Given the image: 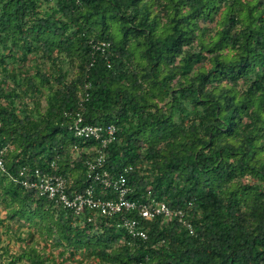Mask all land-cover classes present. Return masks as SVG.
Returning <instances> with one entry per match:
<instances>
[{"label": "trees", "instance_id": "1", "mask_svg": "<svg viewBox=\"0 0 264 264\" xmlns=\"http://www.w3.org/2000/svg\"><path fill=\"white\" fill-rule=\"evenodd\" d=\"M78 117L113 126L112 141L76 137ZM0 158L3 221L61 254L264 264V0H0ZM36 169L68 198L90 188L100 201L117 193L94 176H124L137 208L181 216L75 214L23 185ZM127 220L146 238L118 227ZM22 258L59 264L33 247Z\"/></svg>", "mask_w": 264, "mask_h": 264}, {"label": "built area", "instance_id": "2", "mask_svg": "<svg viewBox=\"0 0 264 264\" xmlns=\"http://www.w3.org/2000/svg\"><path fill=\"white\" fill-rule=\"evenodd\" d=\"M104 47V44H101ZM81 118L78 117L74 123L75 136L79 138H94L100 139L103 146L112 141L114 136V127L108 126L106 130L98 126H80L79 123ZM100 152V151H99ZM96 163V164H95ZM95 163L88 164L89 177L95 169L101 167L103 163L102 155H99ZM3 168V163L0 158V169ZM23 171L21 172V175ZM107 173L103 172L102 175L96 174L94 179L100 181L104 189H112L113 192L117 193V200L115 201H100L99 199L94 200L95 195L92 189L88 188L82 194H77L71 198H68L64 193V180L54 174L48 172H41L36 169L33 171L32 177L35 180L25 181L23 185L28 189H33L38 192L39 196L46 197L50 200H54L56 203L62 204L64 208L72 210L75 214H81L83 211L94 212L96 210L103 216H111L119 213L137 210L138 217L145 221L155 219L157 216H162L164 219H171L173 216H181L180 212L171 210L164 203H152L142 204L140 207H136V203L128 201L125 196L128 194V188L126 187V179L124 176H119L116 179L107 177ZM185 224L184 221H182ZM187 227L189 225L185 224ZM130 235L131 238L145 239L146 235L143 228L139 225L137 220H127L118 226Z\"/></svg>", "mask_w": 264, "mask_h": 264}, {"label": "rangeland", "instance_id": "3", "mask_svg": "<svg viewBox=\"0 0 264 264\" xmlns=\"http://www.w3.org/2000/svg\"><path fill=\"white\" fill-rule=\"evenodd\" d=\"M7 84H9V82H7ZM42 92L43 94L46 93L45 90ZM43 96L44 95L39 96L41 108L45 105ZM25 100L28 101L29 99L27 98ZM3 216H5V210L0 205V220L2 221L0 222V247H8L9 249L8 254H4L3 251H0V264H30L25 258H22L18 262H14V259L29 247L35 248L40 254H46L48 260L49 258L57 260L59 264L97 263L98 259L96 257H93L90 253H86L83 250L76 252L75 255H71L68 252L61 254L57 247H51L48 242L41 240L34 227L28 226L27 223L22 221L19 223L10 220L3 221Z\"/></svg>", "mask_w": 264, "mask_h": 264}]
</instances>
